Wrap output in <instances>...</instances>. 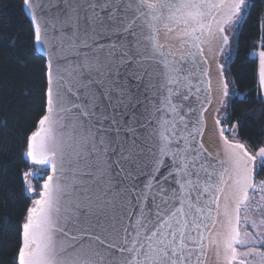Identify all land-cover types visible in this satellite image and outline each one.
<instances>
[{
    "label": "snow or ice",
    "instance_id": "snow-or-ice-1",
    "mask_svg": "<svg viewBox=\"0 0 264 264\" xmlns=\"http://www.w3.org/2000/svg\"><path fill=\"white\" fill-rule=\"evenodd\" d=\"M22 7L30 36L21 48L42 61L44 114L26 137L36 170L23 178L40 190L26 183L39 199L21 225L13 264H210V254L211 264H236L237 245L256 243L241 234V209L256 190L257 167L264 169V147L253 154L230 141L224 133H237L217 129L218 120L212 142L222 139V147H205V93L213 89L205 50L229 42L227 29L241 24L249 4L22 0ZM254 54L264 86V36ZM228 83L219 65L221 103ZM244 223L256 227L247 216Z\"/></svg>",
    "mask_w": 264,
    "mask_h": 264
},
{
    "label": "trees",
    "instance_id": "trees-1",
    "mask_svg": "<svg viewBox=\"0 0 264 264\" xmlns=\"http://www.w3.org/2000/svg\"><path fill=\"white\" fill-rule=\"evenodd\" d=\"M248 4L247 14L231 36L225 60L229 90L220 121L225 129L236 130L235 137L226 131L227 137L256 154L264 147V98L253 52L260 49L264 36V0H248ZM0 20L4 38L0 42V264H13L21 225L38 197L26 190L23 173L33 167L26 158V137L44 114V80L42 61L25 58L21 48L30 36L22 0H0ZM12 40L15 47L10 46ZM263 180L264 169L258 167L256 181ZM35 188L40 190L36 182Z\"/></svg>",
    "mask_w": 264,
    "mask_h": 264
},
{
    "label": "water",
    "instance_id": "water-1",
    "mask_svg": "<svg viewBox=\"0 0 264 264\" xmlns=\"http://www.w3.org/2000/svg\"><path fill=\"white\" fill-rule=\"evenodd\" d=\"M247 1L248 0H245V2H247ZM222 47H223V44H221L218 41H213V44H212L213 51L210 52V51H208L207 48L205 50V55L209 58V64L211 65L210 72H211V76L213 79L212 91L210 93H205V95L208 96V100L210 102H205L204 107L206 108V111L203 112V119L205 121V127H204L205 147H207L209 149V151L218 150V148L222 147V139H221L219 144L212 142L217 134L212 135L209 128L211 127V124H213L215 120H218V117H219V120H218L219 125H217L216 128L218 129L219 127H222L221 121H220V116L225 112L226 104L228 101V95H227V96L223 97V102L221 103L220 94L216 91V88H215L216 77L218 75V66L221 65L219 62L224 55V51L223 50L220 51V49ZM224 67H225V65L223 66V73L225 76ZM228 139L232 142L241 143L240 141H237V140H232L230 138H228ZM246 149L249 151V149L247 147H246ZM26 158L28 160L27 156H26ZM49 174H51L50 169H49ZM37 199H39V197ZM31 207H33V205ZM213 259H214V257H212L210 254V256H209L210 264H211V261Z\"/></svg>",
    "mask_w": 264,
    "mask_h": 264
},
{
    "label": "rangeland",
    "instance_id": "rangeland-1",
    "mask_svg": "<svg viewBox=\"0 0 264 264\" xmlns=\"http://www.w3.org/2000/svg\"><path fill=\"white\" fill-rule=\"evenodd\" d=\"M246 3L248 4V1ZM235 29H236V27L233 28L232 26H229V28L227 29V34L229 36V42L226 45L223 44L222 48L224 51V55L219 62L223 66L225 65L226 57L229 55L231 36L234 33ZM228 90H229V88L227 89V91ZM221 116H220V118H221ZM218 120H219V117H218ZM222 128H224V127L222 126ZM234 131L236 132V130H234ZM224 135L226 136V132L224 133ZM235 136H233V137H235ZM256 163H257V166H259V157H257ZM257 169H258V167H257ZM35 170H36L35 167H32V169L30 171H35ZM47 171L49 172V170H47ZM256 173H257V171L254 173V176H253V181H254V184L256 185V190L249 189L250 200L247 204V207L241 209L240 231H241L242 235L244 232L247 231L248 233H251L252 239H254L256 241V239L259 238L261 241L262 233L264 231V211H261V209H264V199H262V198H264V191H262L260 189L264 188V184H262V182H264V180L263 181H256ZM42 174L46 176V174L43 171H42ZM35 182H36V180L32 179L31 177H29V180L27 181V183H30L33 187H35ZM30 194L35 196L32 193H30ZM245 216L249 217L250 221H255V224H256L255 228L244 223V217ZM237 248H238V245H237ZM238 261L239 260L237 259L236 264H238Z\"/></svg>",
    "mask_w": 264,
    "mask_h": 264
},
{
    "label": "crops",
    "instance_id": "crops-1",
    "mask_svg": "<svg viewBox=\"0 0 264 264\" xmlns=\"http://www.w3.org/2000/svg\"><path fill=\"white\" fill-rule=\"evenodd\" d=\"M260 50V49H259ZM259 50H256L253 52V56L257 57L254 53L258 52ZM258 59V57H257ZM258 81H259V59H258ZM259 89L261 92L262 97L264 98V86L260 85L259 82ZM247 232V231H246ZM260 239H256V243H249L247 246H240L238 245L237 252H238V260L245 259L248 263L252 262L253 258L257 259L256 264H264V259L260 257V251H259V243ZM251 245V247H249ZM254 250L252 255H249L245 257L243 254L246 252H249V250Z\"/></svg>",
    "mask_w": 264,
    "mask_h": 264
},
{
    "label": "built area",
    "instance_id": "built-area-1",
    "mask_svg": "<svg viewBox=\"0 0 264 264\" xmlns=\"http://www.w3.org/2000/svg\"><path fill=\"white\" fill-rule=\"evenodd\" d=\"M259 251H260V253H264V231H263V233H262V237H261V245H260V247H259ZM260 257H261L262 259H264V256H261V255H260ZM256 262H257V259H256V258H253V259H252V262H250V263H248V264H256Z\"/></svg>",
    "mask_w": 264,
    "mask_h": 264
},
{
    "label": "bare ground",
    "instance_id": "bare-ground-1",
    "mask_svg": "<svg viewBox=\"0 0 264 264\" xmlns=\"http://www.w3.org/2000/svg\"><path fill=\"white\" fill-rule=\"evenodd\" d=\"M209 130L211 131L212 135H216L217 134V132L215 130H213V124H211V127L209 128Z\"/></svg>",
    "mask_w": 264,
    "mask_h": 264
}]
</instances>
